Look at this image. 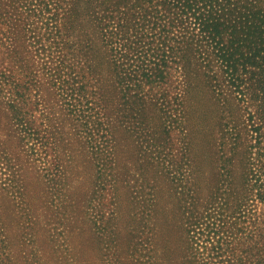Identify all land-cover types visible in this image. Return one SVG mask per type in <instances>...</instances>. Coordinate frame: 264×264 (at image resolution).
<instances>
[{"label": "rangeland", "instance_id": "rangeland-1", "mask_svg": "<svg viewBox=\"0 0 264 264\" xmlns=\"http://www.w3.org/2000/svg\"><path fill=\"white\" fill-rule=\"evenodd\" d=\"M89 12L74 1L58 40L38 18L13 34L0 23V74L15 82L10 98L25 125L1 74L0 264H264L258 149L244 106L191 72L144 101L112 84L102 114L89 113L69 95L73 81L98 86V69L70 49L98 45ZM63 41L76 64L57 74ZM193 215L212 220L188 226Z\"/></svg>", "mask_w": 264, "mask_h": 264}, {"label": "trees", "instance_id": "trees-1", "mask_svg": "<svg viewBox=\"0 0 264 264\" xmlns=\"http://www.w3.org/2000/svg\"><path fill=\"white\" fill-rule=\"evenodd\" d=\"M74 1L87 5L100 33L95 39L98 45L86 40L82 49L78 42L70 49L76 56L80 50L85 62L78 64H84L91 74L98 69V86L89 92L86 84L73 81L70 99L77 97L87 109L91 104L86 111L99 116L111 99L108 87L112 84L122 98L144 101L149 90L175 83L183 86L186 75L201 73L208 87L217 93L228 90L247 112L258 149L254 187L264 203V0ZM74 1L0 0V23L9 24L8 31L13 34L16 23L38 18L54 30L50 32L58 40L66 37V19ZM55 46L63 54L57 74L70 71L76 63L68 57L64 41ZM96 52L97 68L90 60ZM1 74L5 75L1 80L10 84L8 106L24 128L21 108L10 98L16 92L15 82ZM130 91L134 94L129 95ZM83 125L87 127V121ZM211 220L210 215H193L188 226Z\"/></svg>", "mask_w": 264, "mask_h": 264}]
</instances>
